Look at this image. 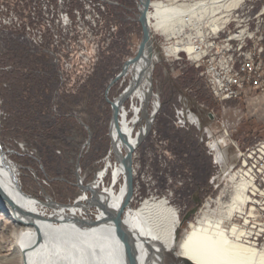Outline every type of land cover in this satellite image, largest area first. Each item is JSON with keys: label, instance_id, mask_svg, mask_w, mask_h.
Listing matches in <instances>:
<instances>
[{"label": "rangeland", "instance_id": "374dc122", "mask_svg": "<svg viewBox=\"0 0 264 264\" xmlns=\"http://www.w3.org/2000/svg\"><path fill=\"white\" fill-rule=\"evenodd\" d=\"M46 5L44 0H0V143L17 166L25 193L70 203L79 191L77 172L84 184L102 170L101 186L118 189L124 182L122 175L117 182L113 179L106 163L112 154L109 100H117L128 85L129 77L111 82L141 41L140 0H55L53 16ZM34 9L44 23L41 38L33 24L24 25ZM151 29L156 53L152 83L161 109L150 134L147 130L132 152L130 203L134 208L144 199H165L178 213L181 234L228 185L237 162L233 145L218 137L224 155L214 163L205 140L221 130L208 111L228 122L231 139L243 148L264 138V95L222 108L185 57L166 60L170 52L165 42L176 39H166L153 24ZM184 98L198 117L189 130L172 122L174 107L183 105ZM97 213V208L89 210L90 217ZM4 236L0 230V240ZM256 243L262 246L264 237ZM173 257L166 258L168 263L181 264Z\"/></svg>", "mask_w": 264, "mask_h": 264}, {"label": "bare ground", "instance_id": "6f19581e", "mask_svg": "<svg viewBox=\"0 0 264 264\" xmlns=\"http://www.w3.org/2000/svg\"><path fill=\"white\" fill-rule=\"evenodd\" d=\"M242 1H149L147 21L152 56L149 57L146 47L137 61L126 64L121 77H129L128 85L115 100L117 122L112 121L110 126L115 161L107 155L106 163L116 182L122 175L124 182L118 189L101 186L103 170L98 179L88 184L81 183L83 178L77 172L79 191L75 201L34 199L22 189L19 170L0 143V219L4 220L0 230L5 235L0 240V264H170L166 258L171 256L181 264H185V259L191 264H264V244L258 248L257 241L250 240L251 231L247 228L252 216L248 204L254 201L246 193L248 182L228 174V185L202 206L180 234L182 222L165 199H144L133 208L132 192L129 193L125 180V154L135 150L148 127L140 128L134 135L120 107L128 96L146 100L151 89L156 57L152 24L166 39H176L166 47L171 54L180 50L191 53L190 45L183 40L188 31L196 28L204 35V26L213 32L222 30ZM145 2L140 0V11ZM210 145L216 161L221 162L224 153L220 143L214 139ZM93 207L98 209L96 218L89 215ZM116 216L120 217L119 224ZM121 229L128 234L129 251Z\"/></svg>", "mask_w": 264, "mask_h": 264}, {"label": "built area", "instance_id": "2783aa9c", "mask_svg": "<svg viewBox=\"0 0 264 264\" xmlns=\"http://www.w3.org/2000/svg\"><path fill=\"white\" fill-rule=\"evenodd\" d=\"M44 1L53 8V16L55 0ZM40 20L42 16L36 14L34 9L30 23L24 25L28 24L25 28H30L29 24H33L41 38L40 26L43 27L44 23ZM183 40L190 45L191 53L180 50L165 55L166 60L180 61L185 57L198 71L207 90L222 108L228 102H246L264 95V0H243L233 10L230 21L222 30L213 32L209 29L201 35L196 28H192ZM150 88L146 100L129 96L120 107L135 133L147 126V135L150 134L161 109L160 96L153 90V83ZM207 116L216 120L221 130L218 136L211 133L205 140L214 163H218L210 145L214 139L225 137L237 151V162L230 171L236 178H241V182L244 180L249 183L246 193L254 201L248 204L252 216L248 219L247 228L251 231L250 238L257 241L264 237V138L243 148L239 147L238 141L230 137L231 127L227 121L216 119L213 110L208 111ZM172 122L177 128L190 129L193 123L198 122V117L183 104L174 107Z\"/></svg>", "mask_w": 264, "mask_h": 264}, {"label": "water", "instance_id": "95a60500", "mask_svg": "<svg viewBox=\"0 0 264 264\" xmlns=\"http://www.w3.org/2000/svg\"><path fill=\"white\" fill-rule=\"evenodd\" d=\"M149 1L150 0H146L145 4L143 6V9L141 11L139 10L138 22L141 25L142 37H141V41L138 45L137 52L135 53V55L133 57H130L125 62L124 66L122 68V71L112 80L111 83H113L114 81H116L118 78L121 77L122 72H123L127 63L135 62L141 57L144 48L148 47L149 57L152 56V48H151V44H150L151 42H150V38H149L150 37L149 27H148V21H147V11H148V7H149ZM109 104H110L111 109H112V121L117 122L118 105H116L115 101H112V100H109ZM125 155H126L125 168L127 169L125 180H126L127 185H128L129 193L131 194V192H132V172H131L132 152L130 150H127ZM116 217H117L116 222H117V224H119L120 223V217L119 216H116ZM121 230H122V233H121L122 239L127 246V251H129L128 234L124 231V229H121ZM128 257L131 258L130 260H132L131 254L128 253ZM183 262L185 264H191V262L189 260H186V259Z\"/></svg>", "mask_w": 264, "mask_h": 264}, {"label": "trees", "instance_id": "16d2710c", "mask_svg": "<svg viewBox=\"0 0 264 264\" xmlns=\"http://www.w3.org/2000/svg\"><path fill=\"white\" fill-rule=\"evenodd\" d=\"M33 17H34V16H32V18H33ZM17 29H18L19 31L22 30V29H24V25H23L22 27H21V26H18ZM17 29H16V30H17Z\"/></svg>", "mask_w": 264, "mask_h": 264}, {"label": "crops", "instance_id": "0c3cea01", "mask_svg": "<svg viewBox=\"0 0 264 264\" xmlns=\"http://www.w3.org/2000/svg\"><path fill=\"white\" fill-rule=\"evenodd\" d=\"M188 101L186 100V98L183 99L182 104L186 105L185 103H187Z\"/></svg>", "mask_w": 264, "mask_h": 264}, {"label": "flooded vegetation", "instance_id": "af4514ba", "mask_svg": "<svg viewBox=\"0 0 264 264\" xmlns=\"http://www.w3.org/2000/svg\"><path fill=\"white\" fill-rule=\"evenodd\" d=\"M185 130H189V129H185ZM125 153V151L123 152V154ZM113 154H111V156H112ZM114 161H115V157H114V159H113ZM198 200V199H197ZM197 200L195 201L196 203H197Z\"/></svg>", "mask_w": 264, "mask_h": 264}]
</instances>
